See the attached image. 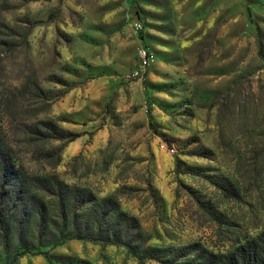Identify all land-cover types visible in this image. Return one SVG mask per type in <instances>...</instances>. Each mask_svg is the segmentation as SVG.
Wrapping results in <instances>:
<instances>
[{
  "label": "rangeland",
  "instance_id": "rangeland-1",
  "mask_svg": "<svg viewBox=\"0 0 264 264\" xmlns=\"http://www.w3.org/2000/svg\"><path fill=\"white\" fill-rule=\"evenodd\" d=\"M0 151V264H218L264 229V0H0ZM53 177L138 254L74 237Z\"/></svg>",
  "mask_w": 264,
  "mask_h": 264
},
{
  "label": "trees",
  "instance_id": "trees-1",
  "mask_svg": "<svg viewBox=\"0 0 264 264\" xmlns=\"http://www.w3.org/2000/svg\"><path fill=\"white\" fill-rule=\"evenodd\" d=\"M14 173V169L8 171L5 157L0 151V183L4 186L5 184H8L7 189H5V193L0 191V203L3 202V198L7 201H12L13 197H16V194L21 192L18 188L19 185L15 181L16 176ZM50 180L51 182H46L44 188H47L50 192L54 190L53 188H55L57 192L62 190V193L60 192L62 203H66V200L68 201V198H71L73 201H77L81 205L88 204V206H90L91 220L89 223H85L83 229H80L81 231L79 230L80 233H78L75 224L72 227L74 237L87 240H98L102 243L119 244L125 246L132 255L138 254L136 246L132 244L131 239H128L130 230L138 228L137 222L133 217L126 216L122 212L118 211L117 205L114 201H112V199L102 198L97 200L90 191L84 188L76 186L67 187L54 177L50 178ZM29 196L32 199L35 198L33 194H30ZM65 215V205L61 204V216L64 217ZM74 217L76 216H72V218ZM122 221H124V224H122ZM73 222L75 223V218L73 219ZM103 223H107L105 227L103 226ZM15 256L13 257V260ZM219 263L264 264V229L261 230L254 238L249 239L235 247L232 252L221 255L219 257ZM4 264L11 263L8 262Z\"/></svg>",
  "mask_w": 264,
  "mask_h": 264
},
{
  "label": "built area",
  "instance_id": "built-area-1",
  "mask_svg": "<svg viewBox=\"0 0 264 264\" xmlns=\"http://www.w3.org/2000/svg\"><path fill=\"white\" fill-rule=\"evenodd\" d=\"M137 56L140 59V63L137 68L131 71V76H138L143 68L148 65L153 59L152 52L147 47L142 45H140L137 49Z\"/></svg>",
  "mask_w": 264,
  "mask_h": 264
}]
</instances>
